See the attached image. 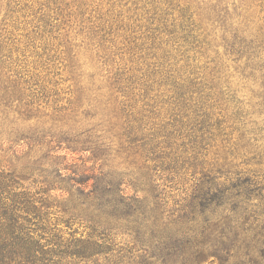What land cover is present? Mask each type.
I'll return each instance as SVG.
<instances>
[{"label":"trees","instance_id":"16d2710c","mask_svg":"<svg viewBox=\"0 0 264 264\" xmlns=\"http://www.w3.org/2000/svg\"><path fill=\"white\" fill-rule=\"evenodd\" d=\"M257 1L263 0H47L48 11L41 15L26 6L34 19L20 29L22 41L10 39L11 32L0 33L3 99L24 101L25 109L16 106L12 111H24L29 118L33 105L45 103L52 90L56 95V56L46 36L61 26H74L103 68L109 96L103 103L105 121L115 129L128 157L137 159L143 170L160 167L169 188L186 182L188 175L194 181L206 157L213 153L219 158V148L223 151L231 140L233 151L247 152L252 142L264 149V128H246L255 125L248 120L254 114L264 122V16L258 17L257 7L262 5ZM37 40L43 41L41 50ZM20 62L26 65L24 72L18 66L20 71L8 77L9 65ZM244 89L257 100V110L250 114L240 109L244 102L237 97ZM82 135H54L35 128L23 139L32 147L46 148L44 157L50 159L58 150L89 152L79 158L85 166L106 151L92 131ZM73 174L70 182L88 186L86 196L106 206L131 202L140 210L137 204L146 201L143 195L124 198L121 182L103 170L86 167L81 175ZM54 178L57 181H34L37 186L31 187L0 168V264H76L99 254L92 251L100 246L92 233L77 236V207L66 209L70 199L63 196L70 191L61 175ZM199 185L194 181L193 188L202 190ZM207 194L191 195L192 201L203 204ZM182 218L184 223L192 219ZM261 223L242 230L244 237L227 239L223 248L232 253L235 264H264Z\"/></svg>","mask_w":264,"mask_h":264},{"label":"rangeland","instance_id":"374dc122","mask_svg":"<svg viewBox=\"0 0 264 264\" xmlns=\"http://www.w3.org/2000/svg\"><path fill=\"white\" fill-rule=\"evenodd\" d=\"M46 2L0 0V33L8 32L9 36L11 32L10 39L22 41L24 31L20 29L34 19L29 15L30 10L39 15L47 13ZM257 5H262V8L257 7L258 17L264 16V0L257 1ZM61 27L46 36L56 56L53 62L57 74L54 80L58 83L54 88L56 95L52 90L45 103L40 102L38 107L33 105L32 116L25 118L24 111L13 112L16 106L24 108V101L7 103L0 89V168L14 172L31 187L37 186L34 181H57L54 177L61 175L62 185L70 191V195L63 196L70 199L65 207H77L79 213L75 214L73 226L79 233L77 236L92 233L100 245L92 249L100 251L98 255L76 264H235L232 253L223 248L227 239L236 234L244 237L242 230L255 227L258 222L264 223L262 144L249 143L248 151L243 152L233 151L234 140L222 143L227 146H223V151L219 148V158L210 153L204 170L198 169L194 175L197 185L201 181L202 190L193 188L194 181H190L189 175L185 176L186 182L173 183L169 188L166 173L160 167L143 170L137 159L128 157L115 129L105 121L107 110L103 103L109 96L103 68L77 28ZM35 43L41 50L43 41ZM13 57L21 61V55L14 53ZM18 66L24 72L26 65L21 62L17 66L9 65L11 72H4H9L8 77L14 75L20 71ZM27 69L32 71L30 66ZM253 95L247 89L237 93L244 102L240 109L244 108L249 114L257 110ZM248 120H253L255 125L246 128H264L262 117L254 114ZM35 128L54 135L67 132L70 137H84V132L92 131L102 141L106 152L99 160L87 162L85 166L79 158L90 156L89 152L72 154L58 150L54 154L57 157H44L46 148L32 147L23 139ZM86 167L103 170L119 180L124 198L143 195L146 201L137 204L140 210L131 202L130 206L116 203L118 206L111 207L86 196L88 186L84 188L69 181L74 177L73 171L79 176ZM152 187H156L155 191ZM206 192L208 196L203 204L192 201L191 195ZM58 211L62 213L61 208ZM128 211L132 214L128 215ZM183 215H191V222L184 223Z\"/></svg>","mask_w":264,"mask_h":264}]
</instances>
